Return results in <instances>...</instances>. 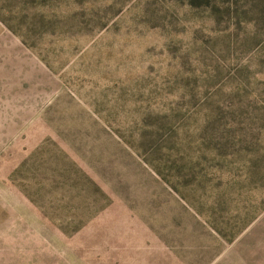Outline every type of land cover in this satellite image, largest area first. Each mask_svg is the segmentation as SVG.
Instances as JSON below:
<instances>
[{
    "label": "rangeland",
    "instance_id": "rangeland-1",
    "mask_svg": "<svg viewBox=\"0 0 264 264\" xmlns=\"http://www.w3.org/2000/svg\"><path fill=\"white\" fill-rule=\"evenodd\" d=\"M0 264H264V0H0Z\"/></svg>",
    "mask_w": 264,
    "mask_h": 264
}]
</instances>
